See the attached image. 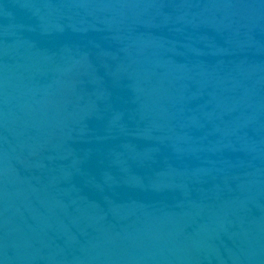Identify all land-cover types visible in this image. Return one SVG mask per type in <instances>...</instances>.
I'll return each instance as SVG.
<instances>
[{"label": "water", "instance_id": "95a60500", "mask_svg": "<svg viewBox=\"0 0 264 264\" xmlns=\"http://www.w3.org/2000/svg\"><path fill=\"white\" fill-rule=\"evenodd\" d=\"M0 264H264V0H0Z\"/></svg>", "mask_w": 264, "mask_h": 264}]
</instances>
